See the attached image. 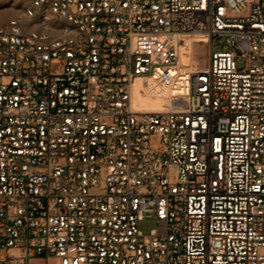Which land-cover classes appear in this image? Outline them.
<instances>
[{"label": "built area", "instance_id": "built-area-1", "mask_svg": "<svg viewBox=\"0 0 264 264\" xmlns=\"http://www.w3.org/2000/svg\"><path fill=\"white\" fill-rule=\"evenodd\" d=\"M14 1L0 264H264L262 3Z\"/></svg>", "mask_w": 264, "mask_h": 264}, {"label": "bare ground", "instance_id": "bare-ground-1", "mask_svg": "<svg viewBox=\"0 0 264 264\" xmlns=\"http://www.w3.org/2000/svg\"><path fill=\"white\" fill-rule=\"evenodd\" d=\"M185 49L189 53L187 59L193 58L195 46H200L201 43H206L207 38L202 34H193L185 39ZM186 59V60H187ZM136 104L140 105V110L143 111H159L166 107V103L160 98H151L143 91V86L139 85L136 93Z\"/></svg>", "mask_w": 264, "mask_h": 264}, {"label": "rangeland", "instance_id": "rangeland-1", "mask_svg": "<svg viewBox=\"0 0 264 264\" xmlns=\"http://www.w3.org/2000/svg\"><path fill=\"white\" fill-rule=\"evenodd\" d=\"M262 3L263 6V15H264V0H258ZM19 7L15 3L14 0H0V26L4 25L9 19L16 16L18 14ZM218 45V43H216ZM205 44L201 43L200 46H195L199 50V56L195 57H203L204 54H207V51L204 48ZM195 53V52H194ZM155 228L154 220L146 219L139 224V229L144 233L148 234L152 229Z\"/></svg>", "mask_w": 264, "mask_h": 264}]
</instances>
